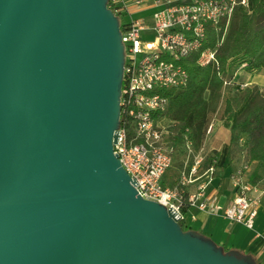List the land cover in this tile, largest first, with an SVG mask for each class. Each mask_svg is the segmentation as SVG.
Masks as SVG:
<instances>
[{
	"label": "water",
	"instance_id": "95a60500",
	"mask_svg": "<svg viewBox=\"0 0 264 264\" xmlns=\"http://www.w3.org/2000/svg\"><path fill=\"white\" fill-rule=\"evenodd\" d=\"M107 0H0V264H256L142 197L113 152Z\"/></svg>",
	"mask_w": 264,
	"mask_h": 264
},
{
	"label": "built area",
	"instance_id": "2783aa9c",
	"mask_svg": "<svg viewBox=\"0 0 264 264\" xmlns=\"http://www.w3.org/2000/svg\"><path fill=\"white\" fill-rule=\"evenodd\" d=\"M141 0L131 3L140 4ZM154 9L149 21L130 17L126 0H107V6L118 16L123 44L122 83L119 96V126L112 148L137 192L144 198L155 200L175 212L182 219L183 205L196 206L209 212L221 211L223 216L253 228L260 199L251 194L252 188L234 177V194L230 202L221 207L213 200L202 197V192L191 193L184 199L183 183L196 173L199 158L181 172L174 186H165L162 175L171 164L170 148L165 141L164 127L157 119L165 116L168 99L163 90L185 85L188 72L183 60L203 44L206 24L224 32L236 5L247 6L248 0H153ZM127 15L120 20L119 16ZM224 34V33H223ZM222 37L217 42L220 43ZM215 49L200 51L197 62L205 65L214 60ZM244 62L240 66H244ZM230 81L223 80V85ZM230 84V83H229ZM186 146L190 141L185 138ZM212 172V167H207Z\"/></svg>",
	"mask_w": 264,
	"mask_h": 264
},
{
	"label": "trees",
	"instance_id": "16d2710c",
	"mask_svg": "<svg viewBox=\"0 0 264 264\" xmlns=\"http://www.w3.org/2000/svg\"><path fill=\"white\" fill-rule=\"evenodd\" d=\"M226 27L224 32L223 21L219 27L206 24L203 44L183 60L188 72L186 84L162 91L168 99L164 113L175 122L178 134L198 149L210 114L218 105L219 117L231 137L243 134L249 143L248 158L256 160L259 167L264 163V89L254 83L223 85V80L241 62L246 71L264 68V0L236 5ZM206 48L215 49L214 60L199 65L197 57ZM179 223L184 229L182 219Z\"/></svg>",
	"mask_w": 264,
	"mask_h": 264
},
{
	"label": "crops",
	"instance_id": "0c3cea01",
	"mask_svg": "<svg viewBox=\"0 0 264 264\" xmlns=\"http://www.w3.org/2000/svg\"><path fill=\"white\" fill-rule=\"evenodd\" d=\"M126 1L130 3V17L149 21L150 13L155 8L153 0H141L138 5L131 3L132 0ZM127 18V15L123 16V19ZM225 79L231 84L254 83L263 90L264 68L246 71L240 67ZM156 121L164 127V137L172 160L162 175L163 185H176L181 172L188 174L189 168L199 158L196 173L191 174V180L182 185L184 199L201 190L203 198L224 207L234 194L233 180L236 176L241 182L249 184L251 194L258 195L260 199L251 229L226 218L221 211L209 212L187 205H183L180 210L184 228L201 232L225 250H238L251 256L256 264H264V163L258 167L256 160L248 158L249 143L243 134L235 133L231 137L228 127L216 116L209 121L201 146L194 149L186 146L185 136L178 134L172 119L162 116ZM209 166L212 167V172L207 171Z\"/></svg>",
	"mask_w": 264,
	"mask_h": 264
},
{
	"label": "rangeland",
	"instance_id": "374dc122",
	"mask_svg": "<svg viewBox=\"0 0 264 264\" xmlns=\"http://www.w3.org/2000/svg\"><path fill=\"white\" fill-rule=\"evenodd\" d=\"M120 17V20L122 21L123 20V17L120 15L119 16ZM236 61H234V63H235ZM240 68V66H238L237 68H235L236 70L237 69H239ZM237 84H240V83H237ZM243 83H241L240 85H242ZM244 85V84H243ZM225 89H227V87H224V90ZM221 111V109H220V107L217 105L215 108H214V110L212 111V113L210 114V119H209V121L211 120V119H213L214 117H216V116H220V112ZM165 117H167V116H165ZM209 124V123H208ZM175 130H176V127H175Z\"/></svg>",
	"mask_w": 264,
	"mask_h": 264
}]
</instances>
